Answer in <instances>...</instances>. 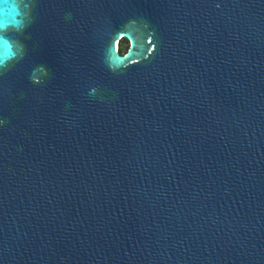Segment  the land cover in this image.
<instances>
[{
  "label": "water",
  "instance_id": "1",
  "mask_svg": "<svg viewBox=\"0 0 264 264\" xmlns=\"http://www.w3.org/2000/svg\"><path fill=\"white\" fill-rule=\"evenodd\" d=\"M32 16L0 71V264H264V0Z\"/></svg>",
  "mask_w": 264,
  "mask_h": 264
},
{
  "label": "clouds",
  "instance_id": "2",
  "mask_svg": "<svg viewBox=\"0 0 264 264\" xmlns=\"http://www.w3.org/2000/svg\"><path fill=\"white\" fill-rule=\"evenodd\" d=\"M32 10L33 0H0V71H8L24 58L26 46L20 37L33 22ZM37 67L46 73L43 65ZM30 79L39 82L33 75Z\"/></svg>",
  "mask_w": 264,
  "mask_h": 264
},
{
  "label": "rangeland",
  "instance_id": "3",
  "mask_svg": "<svg viewBox=\"0 0 264 264\" xmlns=\"http://www.w3.org/2000/svg\"><path fill=\"white\" fill-rule=\"evenodd\" d=\"M120 50L122 52H126L127 51V47H129V41L127 39H122L120 44H119Z\"/></svg>",
  "mask_w": 264,
  "mask_h": 264
},
{
  "label": "trees",
  "instance_id": "4",
  "mask_svg": "<svg viewBox=\"0 0 264 264\" xmlns=\"http://www.w3.org/2000/svg\"><path fill=\"white\" fill-rule=\"evenodd\" d=\"M127 49H128V47H127ZM122 52H123V50H122Z\"/></svg>",
  "mask_w": 264,
  "mask_h": 264
}]
</instances>
